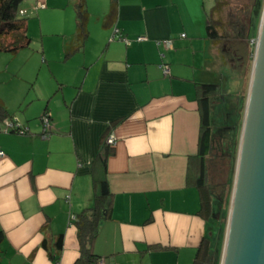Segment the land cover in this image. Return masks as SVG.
Instances as JSON below:
<instances>
[{
    "label": "crops",
    "instance_id": "crops-1",
    "mask_svg": "<svg viewBox=\"0 0 264 264\" xmlns=\"http://www.w3.org/2000/svg\"><path fill=\"white\" fill-rule=\"evenodd\" d=\"M75 1L22 0L17 13L24 12L26 27L27 16L66 23L64 54L76 34ZM213 2L115 0L108 23L110 0H84L87 38L66 57L77 56L72 69L51 67L49 80L36 85L19 112H9L0 98L27 130L0 127V264H53L41 241L52 245L59 233L58 264L75 263L73 222L92 204L91 165L109 134L115 139L106 159L109 216L99 224L94 252L104 264L192 263L209 226L197 213L198 190L186 170L198 149L196 84L216 83L210 72L218 44L205 34ZM114 28L132 43L113 39ZM140 35L146 39L135 41ZM166 38L172 48L156 43ZM44 111L46 138L39 120Z\"/></svg>",
    "mask_w": 264,
    "mask_h": 264
},
{
    "label": "trees",
    "instance_id": "trees-1",
    "mask_svg": "<svg viewBox=\"0 0 264 264\" xmlns=\"http://www.w3.org/2000/svg\"><path fill=\"white\" fill-rule=\"evenodd\" d=\"M22 0H0V53L5 52L15 55L19 50L30 44V36L27 32L26 18L18 15L17 11ZM253 8L249 6H236L234 0H214L213 5L207 12V25L205 27L206 37L213 43H228L231 40H248L251 32ZM76 15V34L67 42L64 49V57H68L79 49L87 38L85 26L86 9L84 0L74 2ZM115 16V0H110V7L106 15V22H110ZM249 19V20H248ZM197 101L200 113V130L198 136V149L195 155L188 158L186 180L192 182L198 190L199 209L198 214L208 220V234L204 235L197 247L191 264H219L220 243L224 235V226L220 218L224 215L222 208V189L219 191L211 189L207 183L206 162L211 153L214 126L211 119L213 100L212 97L219 93L217 83H197ZM11 118L0 100V127L3 120ZM221 130L232 131L234 125L225 124ZM12 132L26 133L22 130L13 129ZM113 146L104 138L91 165L92 178V204L77 214L73 224L76 228V238L79 246V257L74 264H96L100 258L93 250V242L97 235L99 224L109 216L110 194L106 180V159L113 152ZM226 151L223 152V154ZM228 153V151L226 152ZM224 187V186H223ZM222 188V187H221ZM216 190V192H215ZM46 227L49 224L46 222ZM3 233L0 230V242ZM63 236L61 233L55 236L52 245L47 244L43 238L41 245L48 252L53 264H58L62 250Z\"/></svg>",
    "mask_w": 264,
    "mask_h": 264
},
{
    "label": "rangeland",
    "instance_id": "rangeland-1",
    "mask_svg": "<svg viewBox=\"0 0 264 264\" xmlns=\"http://www.w3.org/2000/svg\"><path fill=\"white\" fill-rule=\"evenodd\" d=\"M254 1L234 0V5L249 6L251 10ZM263 1L257 0L253 9L250 38L240 41L231 40L227 44L228 46L226 42L219 43L216 47L217 50L214 51V53H217L215 56L217 59L216 71L210 65L211 70H213L210 75L211 78L212 75L214 76V82L219 86V93L212 97L214 102L211 117L214 126V137L211 153L206 162L207 183L213 190L219 191L222 189L220 193L223 196L222 208L225 216L220 218V223L224 226V231ZM38 11H41V9ZM27 17V32L31 38L29 46L21 49L15 55L5 52L0 53V98L11 113L19 112L21 107H25V105L20 106V103L23 99H28L33 95L39 82L49 80L51 67L54 70L61 71L68 69V67L72 69L71 65L77 63V56H74L72 60L64 58L62 48L67 33L65 31L66 23H62L58 18L51 15ZM224 45H226V48H224ZM43 57L46 61L42 60ZM226 123L228 125L233 124L234 129L232 131L221 130L220 127H226ZM224 151H228V153L223 154ZM223 239L224 235L220 243V255Z\"/></svg>",
    "mask_w": 264,
    "mask_h": 264
},
{
    "label": "water",
    "instance_id": "water-1",
    "mask_svg": "<svg viewBox=\"0 0 264 264\" xmlns=\"http://www.w3.org/2000/svg\"><path fill=\"white\" fill-rule=\"evenodd\" d=\"M219 264H264V1Z\"/></svg>",
    "mask_w": 264,
    "mask_h": 264
},
{
    "label": "built area",
    "instance_id": "built-area-1",
    "mask_svg": "<svg viewBox=\"0 0 264 264\" xmlns=\"http://www.w3.org/2000/svg\"><path fill=\"white\" fill-rule=\"evenodd\" d=\"M24 12L19 10L18 14L19 15H22ZM112 38L113 39H119V40H122L124 41V43L126 45H130L132 43V39H128L126 38L125 36L122 35V33H120L119 29L118 28H114L113 29V33H112ZM184 36V33H181L180 34V37H183ZM146 39L145 36H137L135 37V41H141V40H144ZM156 43L158 45H161L163 46L165 49H169V48H172V39L171 38H166V39H162V40H158L156 41ZM160 69L162 71V73L164 75H168L169 74V68H168V65L165 64V63H162L160 64ZM40 119H41V122H42V132H41V136L42 138H46L47 137V134L49 132V128H50V117H49V113L47 111H44L41 116H40ZM3 126L5 129L7 130H13V129H17V130H22L23 126L20 125V123L18 122V120L16 118H5L3 120ZM106 142L108 144H110L111 146H114L115 145V139L113 137L112 134H109L107 137H106ZM3 151L0 149V157L3 156ZM71 219H75L74 215L71 216ZM96 264H104L102 259H98L96 261Z\"/></svg>",
    "mask_w": 264,
    "mask_h": 264
}]
</instances>
